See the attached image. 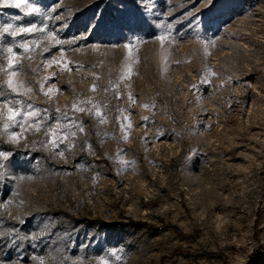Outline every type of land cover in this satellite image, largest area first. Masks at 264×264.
I'll return each mask as SVG.
<instances>
[{"label":"rangeland","instance_id":"374dc122","mask_svg":"<svg viewBox=\"0 0 264 264\" xmlns=\"http://www.w3.org/2000/svg\"><path fill=\"white\" fill-rule=\"evenodd\" d=\"M25 2L0 25L45 32L0 35V68L84 131L0 136V264H264V0Z\"/></svg>","mask_w":264,"mask_h":264},{"label":"snow or ice","instance_id":"6c2138e0","mask_svg":"<svg viewBox=\"0 0 264 264\" xmlns=\"http://www.w3.org/2000/svg\"><path fill=\"white\" fill-rule=\"evenodd\" d=\"M0 7L16 8L29 14L40 11V8L36 7L33 3L25 2V0H0ZM138 7H140L144 13H147L151 12L155 5L152 3V0H139ZM16 18L19 19V17ZM55 18L61 19L59 16H56ZM37 31L44 33L45 28H38L35 24H32L30 27H14L11 23L0 25V35L8 34L12 37H16L21 33H34ZM48 38L54 39V37L51 36V33L48 34ZM161 39H163V37H161ZM33 43L36 42L33 41ZM57 43L59 44L60 41H57ZM20 47L25 49L26 52L30 51L29 45L26 43L21 44ZM45 51H47V49H45ZM7 52L9 54L7 69L0 68V71H4L8 75V79L3 82V84H6L7 87L4 88L3 84H0V122H2L4 129V131L0 133V136L6 137L10 143H19V140L23 138L25 132H39L42 128H47V130L44 132V136L46 138H51L48 139L47 145L45 146H51L52 148H55L59 143H63L64 140L76 135V131L72 129H78L80 132H83V125L77 124L75 119H70L68 112L62 111L59 107L56 108V112L60 114L59 117H57V123L54 126H47L46 117L49 109H40L33 103L28 102V100L31 99V93L33 92V89L31 87H26L23 82L14 81L13 77L18 74V66L20 62L15 60L14 63L16 53L13 52L12 48H8ZM52 62H54V60L49 61V66H51ZM33 71L35 72L36 69H33ZM47 79L48 77H45V80ZM96 87L97 86L93 84L91 90L95 91ZM40 91L44 96L51 99L49 93L53 91L52 89H48V91L45 92L43 90V84H41ZM105 91H107V89H105ZM20 97H26L27 99H21ZM129 99L131 100L132 97L130 96ZM88 103H91V98L87 101H77L74 98L72 109L76 112L95 111L96 116L99 117V123H105V117L100 111L101 105L98 103H93L91 108H87L84 105ZM144 107H148V105H144ZM124 119L127 120V117H124ZM143 119L147 120V117H143ZM61 120L67 121V123H61ZM16 128H19L20 131L16 132ZM121 128L124 129L125 126L121 125ZM61 129L65 130L63 134H61ZM123 139H127L126 131ZM58 154L61 157L64 155L63 152ZM9 156V152L0 151V170H2L5 166L3 161H7ZM20 223L22 224L24 221L20 220ZM99 264H108V262L106 260H102L99 262Z\"/></svg>","mask_w":264,"mask_h":264}]
</instances>
